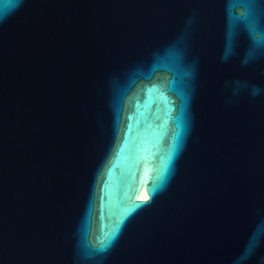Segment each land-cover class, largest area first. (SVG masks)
I'll return each mask as SVG.
<instances>
[{
    "label": "water",
    "instance_id": "water-1",
    "mask_svg": "<svg viewBox=\"0 0 264 264\" xmlns=\"http://www.w3.org/2000/svg\"><path fill=\"white\" fill-rule=\"evenodd\" d=\"M261 223L264 0H0V264H235Z\"/></svg>",
    "mask_w": 264,
    "mask_h": 264
},
{
    "label": "clouds",
    "instance_id": "clouds-1",
    "mask_svg": "<svg viewBox=\"0 0 264 264\" xmlns=\"http://www.w3.org/2000/svg\"><path fill=\"white\" fill-rule=\"evenodd\" d=\"M255 91L258 92L259 89ZM262 239H264V223H261V226L253 231L242 254L236 259L235 264H242L243 261L248 260L253 255L255 249L260 245Z\"/></svg>",
    "mask_w": 264,
    "mask_h": 264
},
{
    "label": "bare ground",
    "instance_id": "bare-ground-1",
    "mask_svg": "<svg viewBox=\"0 0 264 264\" xmlns=\"http://www.w3.org/2000/svg\"><path fill=\"white\" fill-rule=\"evenodd\" d=\"M137 197L138 198H145V192L143 190V188L141 187L140 190L137 193Z\"/></svg>",
    "mask_w": 264,
    "mask_h": 264
}]
</instances>
